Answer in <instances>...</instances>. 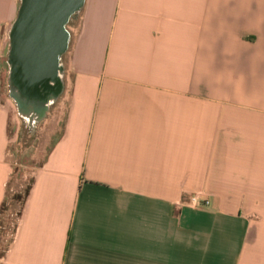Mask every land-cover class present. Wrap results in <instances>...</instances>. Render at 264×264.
<instances>
[{
	"label": "crops",
	"instance_id": "obj_1",
	"mask_svg": "<svg viewBox=\"0 0 264 264\" xmlns=\"http://www.w3.org/2000/svg\"><path fill=\"white\" fill-rule=\"evenodd\" d=\"M19 6L0 0V206ZM64 30L61 132L0 264H264V0H83Z\"/></svg>",
	"mask_w": 264,
	"mask_h": 264
},
{
	"label": "water",
	"instance_id": "obj_2",
	"mask_svg": "<svg viewBox=\"0 0 264 264\" xmlns=\"http://www.w3.org/2000/svg\"><path fill=\"white\" fill-rule=\"evenodd\" d=\"M83 0H21L18 19L10 31L9 89L18 112L30 124L45 114L47 102L61 89L58 61L65 51L64 26Z\"/></svg>",
	"mask_w": 264,
	"mask_h": 264
},
{
	"label": "rangeland",
	"instance_id": "obj_3",
	"mask_svg": "<svg viewBox=\"0 0 264 264\" xmlns=\"http://www.w3.org/2000/svg\"><path fill=\"white\" fill-rule=\"evenodd\" d=\"M4 89H7V63L5 57L0 62V97ZM18 127L9 124V136H11V159L15 162V171L10 182L9 193H23L25 187L31 181L35 170L42 164L53 141L61 132L65 114L64 105L60 108L51 106L38 122L30 124L18 111ZM15 209L10 208L3 214L4 221L15 219ZM8 235L0 238V247L5 244Z\"/></svg>",
	"mask_w": 264,
	"mask_h": 264
},
{
	"label": "trees",
	"instance_id": "obj_4",
	"mask_svg": "<svg viewBox=\"0 0 264 264\" xmlns=\"http://www.w3.org/2000/svg\"><path fill=\"white\" fill-rule=\"evenodd\" d=\"M20 6H19V10L16 16L15 21L13 22L12 26H11V30L15 24V22L18 19V15L20 12ZM15 169H13V173H14ZM13 177V176H12ZM11 177V178H12ZM32 181L33 179H31V181L29 182V184L25 187V189L23 190V193H12L10 194L9 192L6 194L3 202L1 203L0 206V238L4 237L5 235H8V239L7 240H3V242L5 243L3 245V247H0V259L4 256L5 252L7 251V249L9 248L12 240H13V236L17 227V220L21 214L23 205H24V201L29 193V190L31 188L32 185ZM14 208L15 209V219L14 221L11 220L10 221H4L3 220V214L8 211L9 209Z\"/></svg>",
	"mask_w": 264,
	"mask_h": 264
},
{
	"label": "built area",
	"instance_id": "obj_5",
	"mask_svg": "<svg viewBox=\"0 0 264 264\" xmlns=\"http://www.w3.org/2000/svg\"><path fill=\"white\" fill-rule=\"evenodd\" d=\"M189 203L193 207H201L206 206L208 204V201L206 199H200L197 195H193L192 197H190Z\"/></svg>",
	"mask_w": 264,
	"mask_h": 264
},
{
	"label": "bare ground",
	"instance_id": "obj_6",
	"mask_svg": "<svg viewBox=\"0 0 264 264\" xmlns=\"http://www.w3.org/2000/svg\"><path fill=\"white\" fill-rule=\"evenodd\" d=\"M34 123V122H33Z\"/></svg>",
	"mask_w": 264,
	"mask_h": 264
}]
</instances>
